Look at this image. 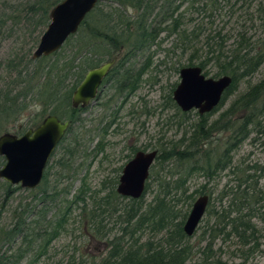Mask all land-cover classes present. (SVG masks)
Instances as JSON below:
<instances>
[{
  "label": "trees",
  "instance_id": "1",
  "mask_svg": "<svg viewBox=\"0 0 264 264\" xmlns=\"http://www.w3.org/2000/svg\"><path fill=\"white\" fill-rule=\"evenodd\" d=\"M62 1L0 0L2 40L16 29L20 32V27L23 28V34L32 39L31 47L24 49L17 61L11 60L7 63V75L11 79L0 88V135L9 132L17 122H21L15 129L17 135L19 132L25 133L28 129L37 127L48 115H54L61 121H70L74 125L78 118L77 110L72 109L70 105L72 93L88 70L113 59L115 63L108 79H115L119 87L126 85V91L134 92L148 67L142 66L134 75L130 67L125 68L123 65H129L139 54L149 52L159 35L169 26L172 27L173 33L181 29L185 12L196 11L198 15H203L202 19L206 18L211 23L210 19L215 16L229 14L228 18H232L234 6L243 0H97L95 8L87 15L76 34L69 37L58 52L49 57L32 60V51L49 24L51 9ZM248 12V21L238 25L233 44L228 49L225 47V35L221 32L212 35L211 31L203 26V20L189 32L183 30L186 43H198L203 38V48L206 50L204 61L194 65L190 60L186 67L198 66L207 77L204 70L207 64L212 63L218 69L215 78L229 76L232 84L217 109L210 114L199 116L198 128L192 133L191 139L187 140L188 144L183 150L177 148V144L169 143L165 144L164 148L156 149L158 156L150 169L144 195L138 200L118 196L116 187L119 177L115 178L113 186L104 197L91 194L87 196L88 190L79 189L81 197L76 195L75 199L81 200L83 205H86L88 200L91 204L103 203L99 206V213L94 210L98 205L95 204L90 215H87L90 235L93 238H98L102 232V237L110 233V230H105L106 216L102 215L110 217L120 213L121 199L129 202L128 210L124 208L122 212V215H126L122 224L130 229H123L122 236L129 235L131 240H134L133 246L138 244L147 231L163 233V238L160 239L162 243L159 241L160 244L156 246L146 243V248L142 246L138 249H132L131 246L125 252L112 251L101 264H226L220 259L211 260V242L206 243L204 248L197 246L196 249L190 244L192 237H186L182 228L193 200V195L188 193L187 187L191 176L200 173L206 182H210L230 168L232 152L249 135L250 127L256 128L260 119H264L261 118L264 114L263 79L249 86L248 90L236 98L210 125V129L221 125L223 131L227 130L230 134L226 142L230 144L226 145L221 154L209 157V118L224 106L228 97L236 91L240 80L252 77L264 63V36L253 41L249 34L256 21L261 22V27L264 28V0L251 3ZM246 22L251 25L246 26ZM32 106L40 107L41 110L33 114L30 111ZM239 111L243 118L234 117ZM71 130L72 127L68 133ZM136 151L138 150L133 149V154ZM3 164L4 160L0 157V168ZM155 164L159 166L160 172L166 171L164 177L155 172ZM169 165L175 169L171 170ZM44 180L46 181V173ZM154 183V197L150 203L144 205L143 198L150 192ZM1 188L7 197H11L17 189L6 183H1ZM194 194L197 192L194 191ZM227 209L228 212L222 209L220 213L206 211L207 215L217 216V222L214 229L207 228L203 231L201 239L204 240L206 235L211 239L217 236H224L223 240L236 239L240 248L248 247L246 251L240 250L243 259L238 263L246 264L249 256L258 248L256 230L252 224V219L257 216L256 211L251 207L249 197L245 195L240 200L231 199ZM23 216L25 214L21 213L17 217L15 210V222L4 234L5 243L13 244L17 238L21 242L13 253L8 255V252H5L0 255V264H20L28 256L32 258L29 264H35L47 255L48 247L60 236L63 220L66 219L61 215L55 222H46L43 216L35 217L32 222L27 223L26 217ZM226 228H229L227 232ZM195 253L200 254L202 258L191 263ZM65 264L82 262L71 258Z\"/></svg>",
  "mask_w": 264,
  "mask_h": 264
},
{
  "label": "rangeland",
  "instance_id": "2",
  "mask_svg": "<svg viewBox=\"0 0 264 264\" xmlns=\"http://www.w3.org/2000/svg\"><path fill=\"white\" fill-rule=\"evenodd\" d=\"M256 2L258 0L238 1L234 6L232 18H228L229 14L215 16L210 19L211 23L206 18L202 19L203 15H198L196 11L185 12L181 29L173 33L172 27L169 26L159 35L149 52L139 54L129 65H123L125 68L130 67L134 75L142 66L148 67L134 92L128 93L125 90L126 85L120 88L115 79H109L104 83L97 99L78 115L79 120L74 123L71 132L58 145L49 161L46 184L44 183L42 188L26 190L19 186H11L17 189L11 197H7L1 191V183L5 182L0 180V255L5 252H8V255L13 253L21 242L17 238L13 244L5 243L4 234L15 222L13 217L15 210L17 217L21 213L25 214L23 217H26L27 223L32 222L35 217L44 216L46 222H55L61 215L66 218L63 220L60 236L48 247L47 255L35 264H65L71 258L76 262L81 261L82 264H101L110 252L129 250L134 240H131L129 235L122 236L123 229L128 228L122 224L126 218L122 212L124 208L128 210V200H120V213L110 217L102 215L106 216L105 230H110V233L102 237L101 234L104 233L102 232L98 238H93L90 235L87 215H90L95 204L98 205L94 210L99 213V206L103 203L91 204L88 200L87 204L83 205L75 196L81 197L78 193L80 188L81 191L88 190L87 196L107 195L115 178L121 174L119 169L132 158L133 149L146 152L164 148L165 144L169 143L177 144V148L183 150L188 144L187 140L191 139L192 133L198 128L199 115L196 111L182 113L172 100V91L179 83V70L186 67L190 60L194 65L204 61L206 51L203 48V38L198 43L196 41L190 45L183 39V30L189 32L194 25L203 20V26L211 31L212 35L217 32L225 35V47L228 49L233 44L238 25L248 21L250 16L248 8L251 3ZM175 5L173 2V6ZM245 25L251 24L246 22ZM261 25V22L256 21L254 28L249 30L253 41L264 36V28ZM19 30L20 32L16 29L4 40L0 37V88L11 79L7 75L9 73L7 63L11 60L17 61V57L22 55L24 49L32 45L31 37L23 34L22 27ZM205 71L207 77L215 78L218 69L209 63ZM263 79L264 63L252 77L240 80L236 91L228 97L224 106L209 118L208 129L236 98L248 90L249 86ZM36 107H31V113L41 110L40 107ZM27 115L28 113L25 114ZM234 117L244 116L239 111ZM261 118H264V114ZM19 125L21 122H17L9 132L17 135L15 129ZM223 130L221 125L209 130L207 144V151L211 155L209 157L221 154L226 145L230 144L226 142L230 133ZM22 134L19 132L18 136ZM231 157V167L210 182H206L200 173L191 176L187 183L188 193L193 195L191 206L196 198L207 195L209 197L207 210L220 213L223 209L228 212L227 207L231 199L240 200L243 195L249 197L251 207L255 209L257 215L252 219V224L256 230L258 248L249 256L246 264H264V119H260V124L256 128L250 127L249 135L235 148ZM169 168L175 169L172 165H169ZM155 170L161 177L166 174V171L160 172L157 164ZM155 189L156 183L144 196V205L152 201ZM194 191L197 194H194ZM180 206L179 204L178 207ZM216 222L217 216L204 215L190 239V244L195 248L197 246L204 248L206 243L211 242L213 253L211 260L220 259L226 264L240 263L243 259L240 250L246 251L248 247L240 248L236 239L223 240L224 236L211 239L208 235L204 240L201 239L203 231L207 228L214 229ZM228 230L229 228H226V232ZM152 235L155 237L152 238ZM162 238L163 233L147 231L132 249H138L146 243L156 246ZM201 258L200 254L195 253L191 263ZM30 260L32 258L28 256L20 264H29Z\"/></svg>",
  "mask_w": 264,
  "mask_h": 264
},
{
  "label": "water",
  "instance_id": "3",
  "mask_svg": "<svg viewBox=\"0 0 264 264\" xmlns=\"http://www.w3.org/2000/svg\"><path fill=\"white\" fill-rule=\"evenodd\" d=\"M97 0H63L49 13V24L40 36L31 59L38 60L58 52L69 37L75 35L87 15L95 8ZM115 63H103L88 70L71 96L72 109H84L98 97L103 80ZM229 76L206 77L198 66L179 70V83L172 91V100L182 113L196 111L199 116L217 109L225 92L230 88ZM71 127L54 115L46 116L34 129L18 136L4 132L0 135V180L10 186L34 190L41 182L47 164ZM158 156L156 150L138 151L123 166L118 179V196L138 200L145 192L151 167ZM209 204V197L201 195L193 202L183 224V233L192 237L202 221Z\"/></svg>",
  "mask_w": 264,
  "mask_h": 264
},
{
  "label": "flooded vegetation",
  "instance_id": "4",
  "mask_svg": "<svg viewBox=\"0 0 264 264\" xmlns=\"http://www.w3.org/2000/svg\"><path fill=\"white\" fill-rule=\"evenodd\" d=\"M113 67H114V65H113ZM108 75H109V74H108ZM110 79H111V78H110ZM108 80H109V79H108V76H107V77L103 80V82H102L101 88L99 89V93H100V91L102 90V88L104 87V83H106ZM122 86H123V85H121L120 88H121ZM128 93H129V92H128ZM131 93H132V92H131ZM98 95H99V94H98ZM76 110H77L76 115H77V118H78V120H79V116H78V115H79L81 112H83V111L85 110V108H84V109L77 108ZM69 122H70V121H69ZM70 123H71V122H70ZM71 127H73L72 124H71ZM71 127H70V128H71ZM69 130H70V129H69ZM69 130H68V132H69ZM68 132H67V134H68ZM67 134H66V135H67ZM66 135H65V137H66ZM138 151H139V150H138ZM138 151H136V152H138ZM141 151H142V150H141ZM136 152H135V153H136ZM143 152H145V151H143ZM134 155H135V154H133V156H134ZM133 156H132V157H133ZM51 158H52V157H51ZM51 158H50V159H51ZM130 159H131V158H130ZM130 159H129V160H130ZM129 160H128V161H129ZM49 161H50V160H49ZM128 161H127V162H128ZM127 162H126V163H127ZM48 165H49V162H48V164H47V167H48ZM123 166H124V165H123ZM47 167H46V169H47ZM46 169H45L44 174L46 173ZM122 169H123V167H122ZM122 169H121V171H122ZM44 181H45V180H44V175H43V178H42L40 184H39L35 189H38V188H40V187L42 188V186L44 185ZM45 182H46V181H45ZM45 184H46V183H45ZM35 189H34V190H35Z\"/></svg>",
  "mask_w": 264,
  "mask_h": 264
}]
</instances>
